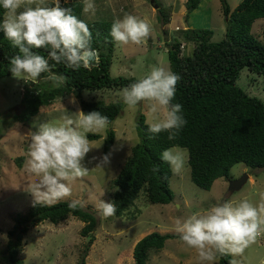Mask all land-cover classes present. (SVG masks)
Segmentation results:
<instances>
[{
	"label": "rangeland",
	"instance_id": "obj_1",
	"mask_svg": "<svg viewBox=\"0 0 264 264\" xmlns=\"http://www.w3.org/2000/svg\"><path fill=\"white\" fill-rule=\"evenodd\" d=\"M81 1L84 3V0ZM226 1L234 12L243 0ZM63 2L67 0H60V4ZM93 3L95 13H84L86 21L113 22L125 15H133L145 21L150 28L149 36L141 45L115 46L111 66L115 78L140 79L152 66L171 71L167 44L180 40L184 45L185 39L180 33L183 30L210 29L214 32V42L223 40L226 35L227 18L223 13L222 0H201L194 11L188 9L187 0H93ZM45 6H54V0H45ZM161 11L170 20L166 25L160 20L163 16ZM252 34L264 42V18L254 23ZM192 50L189 45L188 53ZM41 81V78L35 82H25L13 76L0 78V113L4 114L0 118V253L7 248L8 233L14 229L16 220L27 215L36 204L28 189L39 178L31 175L25 167L31 143L29 133L45 122L61 124L69 118L78 119V112L82 111L81 98L123 103L122 90H84L81 94L72 93L42 107L38 116L28 123L14 120V115L20 114L24 108L22 100L27 89H33ZM237 84L249 96L264 103L262 77L246 68L241 71ZM140 115L147 121L148 113L143 104L133 109L124 105L123 112L113 123L87 134L101 137L98 140L88 138L91 150L82 161L87 171L70 182L71 196L58 201H79L93 212L98 220L96 231L83 236L85 223L72 216L58 225L45 221L33 227L23 238L19 257L24 264H82L83 260L85 264H133L131 254L135 245L154 232L174 238L167 240L162 250L151 251L148 264H201L197 252L181 241L176 231L177 220L186 219L194 213L203 214L210 207L225 201L234 204L242 200H248L253 205L259 203L260 193H264V170H252L244 164H237L228 178H220L211 190H204L191 180L188 150L173 147L183 152L185 167L179 174L173 173L170 179L174 193L171 204H151L141 192L127 217L99 215L96 205L101 200L111 203L113 181L131 154L132 146L139 141L136 127ZM110 130L115 132V142L107 155L108 163L102 164L104 143ZM245 174L249 175L248 183L239 191H230V182ZM237 259L240 264H264V231ZM211 264H221L218 255Z\"/></svg>",
	"mask_w": 264,
	"mask_h": 264
},
{
	"label": "trees",
	"instance_id": "obj_2",
	"mask_svg": "<svg viewBox=\"0 0 264 264\" xmlns=\"http://www.w3.org/2000/svg\"><path fill=\"white\" fill-rule=\"evenodd\" d=\"M200 2L187 0L188 9L194 11ZM222 3L227 18L223 40L212 41L214 32L210 29H186L180 32L185 39L184 45L180 40L167 44L171 72L180 77L172 103L183 106L182 115L187 123L173 140L168 139V133L150 138L146 118L140 115L136 127L139 141L132 146L131 154L113 181L110 194L111 203L116 207L113 216L127 217L141 192L151 204L169 205L173 202L174 193L170 187L173 172L161 160V153L168 148L188 150L191 180L204 190H211L216 180L228 178L237 164H244L252 170H264V103L249 96L237 84L241 71L246 68L264 79V42L252 34L254 23L264 18V0H243L234 12L226 0ZM61 6L70 7L73 14L88 25L91 48L98 53V63L74 71L50 60L52 73L63 75L64 82L54 84L46 79L47 73L42 74L40 84L25 92L24 108L20 114L14 115L18 122H30L42 107L72 93L122 90L139 80L112 76L116 45L110 31L114 21H86L81 0L63 2ZM161 13L160 20L168 24L170 20L164 11ZM2 20L3 10L0 9V22ZM189 45L193 47L191 53H188ZM33 51L45 58L48 56L45 49ZM18 54V49L12 47L0 31V78L12 76L9 61ZM80 104L84 114L99 111L108 118V124L113 123L124 109V104L119 101L81 98ZM3 115L0 113V118ZM88 138L98 140L101 137L90 134ZM114 142L115 132L110 130L104 143L105 156ZM154 168L159 170L153 171ZM70 202L34 204L27 215L19 217L14 229L8 233L9 242L6 250L0 253V264H24L19 257L23 238L33 227L45 221L58 225L72 216L85 223L83 236L93 234L98 226L95 214L81 204L75 210L70 209ZM171 238L174 236L157 232L142 238L131 254L133 264H148L150 252L162 250ZM217 255L221 264H229L232 259L231 256Z\"/></svg>",
	"mask_w": 264,
	"mask_h": 264
},
{
	"label": "clouds",
	"instance_id": "obj_3",
	"mask_svg": "<svg viewBox=\"0 0 264 264\" xmlns=\"http://www.w3.org/2000/svg\"><path fill=\"white\" fill-rule=\"evenodd\" d=\"M0 9L3 10L0 31L19 51L9 61L13 78L35 82L47 73L46 79L62 84L65 77L52 73L50 60L74 71L87 68V58L94 55L98 62V53L91 48L88 25L74 15L70 7H62L60 0H54L51 7L45 6V0H0ZM83 12L95 13L93 0H84ZM149 32L145 21L125 15L113 22L110 36L117 47L138 46ZM34 49L47 50V58ZM179 80L177 74L164 67L152 66L144 77L122 89V101L127 108L133 109L140 104L146 107L150 138L168 133V139L173 140L186 125L183 106L172 103ZM78 115V119L69 118L61 124L42 123L36 131L29 133L31 143L25 167L39 178L28 189L36 204L52 205L70 197V182L87 171L82 164L91 150L87 134L107 127L108 118L99 111L88 114L81 111ZM161 160L174 174H179L185 167V156L176 148L165 149ZM106 163L107 156L102 160V164ZM68 206L75 210L81 205L73 200ZM96 209L102 217H110L116 212L115 205L104 200L96 205ZM176 223L181 241L197 252L201 264H211L217 254L231 256L229 264H240L237 257L242 256L264 231V193H260L257 205L248 200L236 204L225 201L203 214L194 213Z\"/></svg>",
	"mask_w": 264,
	"mask_h": 264
},
{
	"label": "water",
	"instance_id": "obj_4",
	"mask_svg": "<svg viewBox=\"0 0 264 264\" xmlns=\"http://www.w3.org/2000/svg\"><path fill=\"white\" fill-rule=\"evenodd\" d=\"M67 2H72V0H67ZM87 59H88V66H90L91 64L97 65V63H98V62H96V60H97L96 55H94L90 58H87ZM248 179H249V175L245 174L240 179L231 181L230 182V191L235 192V191L241 190L242 187L248 183Z\"/></svg>",
	"mask_w": 264,
	"mask_h": 264
}]
</instances>
